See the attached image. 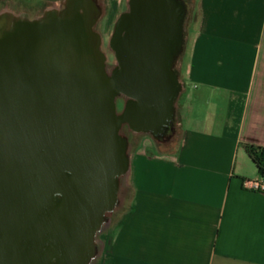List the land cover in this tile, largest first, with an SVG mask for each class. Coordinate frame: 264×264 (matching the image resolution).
<instances>
[{"label":"water","instance_id":"1","mask_svg":"<svg viewBox=\"0 0 264 264\" xmlns=\"http://www.w3.org/2000/svg\"><path fill=\"white\" fill-rule=\"evenodd\" d=\"M89 1L0 26V264H90L129 170L122 125L156 135L174 118L179 76L110 77ZM120 93L137 117L117 113Z\"/></svg>","mask_w":264,"mask_h":264},{"label":"crops","instance_id":"2","mask_svg":"<svg viewBox=\"0 0 264 264\" xmlns=\"http://www.w3.org/2000/svg\"><path fill=\"white\" fill-rule=\"evenodd\" d=\"M192 3L174 135L129 152L100 264H264V193L243 183L261 176L247 145L264 147V0Z\"/></svg>","mask_w":264,"mask_h":264},{"label":"flooded vegetation","instance_id":"3","mask_svg":"<svg viewBox=\"0 0 264 264\" xmlns=\"http://www.w3.org/2000/svg\"><path fill=\"white\" fill-rule=\"evenodd\" d=\"M3 1V0H2ZM0 8V26H4L11 22L17 21H36L42 20L47 15H56L62 13L67 7V3L71 2L78 6L82 12L93 9L89 0H66L62 9L57 4L52 6L51 10L46 13L45 7L41 14L30 15L22 13L17 21L11 17V11L7 4H3ZM95 2L100 5L98 0ZM102 8V7H101ZM189 13V4L187 0H177L173 3L170 0H127L125 8L118 14L113 23L112 31L104 37L105 34L96 30L97 24L101 20L102 15L95 23L94 29L101 36L100 50L105 56V71L112 77H127L126 74H132L136 71L156 70L167 71L179 76L178 61L184 51L185 22ZM42 15V16H41ZM109 42L108 52L103 49L104 41ZM109 58L112 60L109 62ZM124 103L122 114L125 106L130 104L131 114L138 116L140 109L139 103L120 93L116 97V102ZM139 106V107H138ZM175 116V115H174ZM173 120L167 125L166 130L162 134L153 135L160 141L171 138L175 132V123ZM127 125L133 130V126L141 125L139 119H135L131 124L125 122L121 127ZM150 133V132H146Z\"/></svg>","mask_w":264,"mask_h":264},{"label":"rangeland","instance_id":"4","mask_svg":"<svg viewBox=\"0 0 264 264\" xmlns=\"http://www.w3.org/2000/svg\"><path fill=\"white\" fill-rule=\"evenodd\" d=\"M98 1L100 2V6H102L103 16L101 17V20L97 24L96 30H98L102 34L104 33L105 34L104 37L107 38L106 33L109 34L112 31L113 23L116 20L118 14L125 8L127 0H122V1L119 0L123 7L120 9H117V10L111 9L112 4H111V2H109V0H98ZM2 2H3V4L8 5V8L11 11V17L13 18L14 21H17L18 18L21 17L19 15H22V13L30 14L31 16L36 15V14H41L43 11V7H45V9H46V13H48L51 10L52 6H54L55 4H57L59 7H61L63 9L64 3H66V0H3ZM187 2L189 4V13H188V16H187L186 22H185V37L186 38L190 33V29H191L192 24L194 22H196L198 17H199V11L194 8V4L192 3V0H187ZM1 7H2V5L0 4V8ZM104 7H105V9H104ZM14 23H16V22H14ZM103 49L107 52L109 50V42L106 41V39H105L104 44H103ZM111 60L112 59L109 58V62ZM177 65H178L177 69L179 71L178 72L179 73V82L181 83V57L179 58ZM185 66H186V62H185ZM180 85H181V90H182V84H180ZM181 90H180V92H181ZM180 92H179V95L177 96V98L174 102L175 116H176L177 102L179 101L181 104L184 103L183 102L184 96L180 95ZM117 107H118L119 112L122 111V109L124 107V103L121 101H118ZM175 116H174V120H175ZM121 133L123 135L127 136L128 140H129L128 152L131 151V149L136 144L137 139L142 135L148 136L151 140L156 139V141L158 142V139L156 137H154L153 135H151V133L137 132V131H134L131 128H129L127 125H125L123 127ZM160 143H163V141L159 142L158 144H160ZM119 195H120V199H119L120 201H121V199L122 200L124 199V196H130L131 197V195H132L131 188H129L127 186V181H126L125 175L120 178L118 196ZM120 207L125 208V207H123V204H120ZM110 215H111L110 213L107 214V217H110ZM108 225L109 224L106 221L96 236V240H95L96 253H95L92 261L90 262V264H100L101 263L102 252L104 250V245H105V242L103 240V238H104L103 234L105 231H107Z\"/></svg>","mask_w":264,"mask_h":264},{"label":"trees","instance_id":"5","mask_svg":"<svg viewBox=\"0 0 264 264\" xmlns=\"http://www.w3.org/2000/svg\"><path fill=\"white\" fill-rule=\"evenodd\" d=\"M247 150L253 161L257 164L260 174L264 175V147L248 144Z\"/></svg>","mask_w":264,"mask_h":264},{"label":"built area","instance_id":"6","mask_svg":"<svg viewBox=\"0 0 264 264\" xmlns=\"http://www.w3.org/2000/svg\"><path fill=\"white\" fill-rule=\"evenodd\" d=\"M243 183L248 189L264 193V175L256 179H244Z\"/></svg>","mask_w":264,"mask_h":264}]
</instances>
